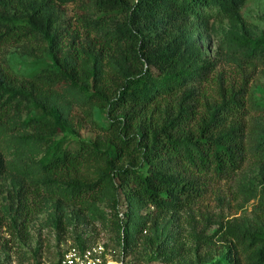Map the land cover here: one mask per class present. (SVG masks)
<instances>
[{
  "label": "trees",
  "instance_id": "trees-1",
  "mask_svg": "<svg viewBox=\"0 0 264 264\" xmlns=\"http://www.w3.org/2000/svg\"><path fill=\"white\" fill-rule=\"evenodd\" d=\"M68 1L85 2L0 0V49L40 38L48 54L18 84L0 54V125L24 107H33L36 113L26 121L36 123L46 134L42 136L53 135L38 160L42 183L63 184L69 203L79 210L94 208L103 196L116 206L122 195L125 238L132 242L145 228L147 216L138 213L141 208L147 206L156 216L177 214L202 192L198 175L233 171L244 159L240 97L235 92L222 95L196 119L198 87L210 67L187 64V59L199 55L191 19L203 9L234 18L247 0H89L98 12L90 19L94 28L111 27L97 38L123 57L111 74L113 87H106L102 81L107 76L87 64L98 54L78 47L74 39L65 42L58 4ZM245 49L247 56L264 60V38L245 42ZM83 53L88 59L78 63ZM67 59L73 62L69 70ZM38 85L44 90L38 91ZM54 85L80 88L84 105L105 109L101 137L75 146L65 136L56 138L64 123L49 101ZM176 94L171 111L159 109L162 98ZM55 222L58 226L60 215ZM232 235L236 256L223 258L221 264H264V227ZM73 244L83 247L86 242L77 237Z\"/></svg>",
  "mask_w": 264,
  "mask_h": 264
},
{
  "label": "rangeland",
  "instance_id": "rangeland-1",
  "mask_svg": "<svg viewBox=\"0 0 264 264\" xmlns=\"http://www.w3.org/2000/svg\"><path fill=\"white\" fill-rule=\"evenodd\" d=\"M58 5V25L65 42L74 39L78 47L98 54L96 61L89 59L87 64L107 76L102 81L106 87H113L111 74L123 57L99 40L103 29L111 27L94 28L90 19L98 12L89 0ZM189 26L199 55H190L187 64L210 67L207 79L198 87L196 119L222 95L238 94L243 103L238 119L246 149L241 165L221 175H198L202 192L177 214L156 216L147 206L141 208L138 213L147 216L145 228L130 242L125 238L122 195L116 206L103 196L94 208L79 210L69 203L63 184L42 183L38 160L53 135L42 136L46 134L36 123L27 122L36 111L24 107L0 125V264H39L55 257L77 237L86 244H103L119 264H221L223 258L236 256L232 255L237 248L233 231L264 227V60L247 56L245 49V42L264 38V0L245 1L234 18L203 9ZM45 49L46 43L37 38L2 47L0 54L18 84L38 61L48 60ZM87 59L86 54H78V63ZM66 61L69 70L73 62ZM76 82L87 86L81 80ZM49 89V101L64 123L56 138L65 136L75 146L78 141L101 137L99 127L107 124L104 108L84 105L86 98L80 88L54 85ZM43 90L38 85V91ZM177 95L162 98L159 109L171 111Z\"/></svg>",
  "mask_w": 264,
  "mask_h": 264
},
{
  "label": "built area",
  "instance_id": "built-area-1",
  "mask_svg": "<svg viewBox=\"0 0 264 264\" xmlns=\"http://www.w3.org/2000/svg\"><path fill=\"white\" fill-rule=\"evenodd\" d=\"M39 264H119L112 257V252L106 250L103 244H85L83 247L69 244L58 251L52 259H46Z\"/></svg>",
  "mask_w": 264,
  "mask_h": 264
}]
</instances>
